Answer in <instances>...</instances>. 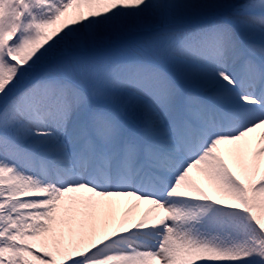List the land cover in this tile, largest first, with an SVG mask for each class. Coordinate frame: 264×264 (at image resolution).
Returning a JSON list of instances; mask_svg holds the SVG:
<instances>
[{"label": "snow or ice", "instance_id": "obj_1", "mask_svg": "<svg viewBox=\"0 0 264 264\" xmlns=\"http://www.w3.org/2000/svg\"><path fill=\"white\" fill-rule=\"evenodd\" d=\"M0 264H264V0H0Z\"/></svg>", "mask_w": 264, "mask_h": 264}]
</instances>
